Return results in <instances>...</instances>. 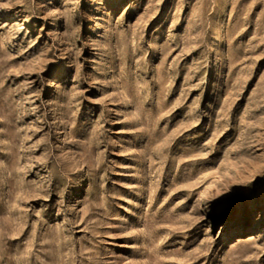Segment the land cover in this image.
<instances>
[{"label": "rangeland", "instance_id": "rangeland-1", "mask_svg": "<svg viewBox=\"0 0 264 264\" xmlns=\"http://www.w3.org/2000/svg\"><path fill=\"white\" fill-rule=\"evenodd\" d=\"M0 264H264V0H0Z\"/></svg>", "mask_w": 264, "mask_h": 264}]
</instances>
